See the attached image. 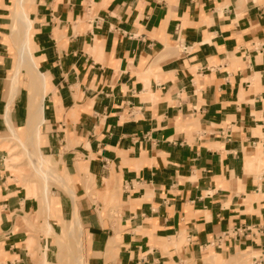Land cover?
I'll return each mask as SVG.
<instances>
[{"label":"crops","instance_id":"1","mask_svg":"<svg viewBox=\"0 0 264 264\" xmlns=\"http://www.w3.org/2000/svg\"><path fill=\"white\" fill-rule=\"evenodd\" d=\"M10 3L0 0V264H33L36 244L55 246L35 231L36 193L9 169L31 104L24 68L11 91ZM27 5L37 146L62 178L52 175L46 220L55 231L72 217L81 247L65 261L264 264V0Z\"/></svg>","mask_w":264,"mask_h":264},{"label":"rangeland","instance_id":"2","mask_svg":"<svg viewBox=\"0 0 264 264\" xmlns=\"http://www.w3.org/2000/svg\"><path fill=\"white\" fill-rule=\"evenodd\" d=\"M10 7L9 8V12L13 11L14 9V5L16 0H10ZM27 2L28 0H24V5L25 8L27 10ZM10 13V16H11ZM10 16H8V27L10 30V41H11V45H13L16 48V51L18 49V41L17 39L14 37V35H12L11 33V21H10ZM18 30L21 31V28L18 27ZM16 59V58H15ZM15 68V66H14ZM35 93H32V95H30V99L32 101L33 105H30L31 108L35 107V102H34V96ZM27 125L28 121H27ZM14 134V133H13ZM13 139H15L16 142L12 143V151L11 154L8 158L9 160V169L11 171V173L16 177L19 178L22 181V184L25 187H28L30 190L32 189V191L34 190V193H36V199H37V204L39 207V212L42 213V228H35L36 233H41L43 236H45V234H52V240H50L51 245L53 244L54 247V251H49L47 249V247H43L41 250V247L39 248V246L36 244V252L38 254H36L35 260H33V264H78L77 260H76V256H74V258L72 259V263H69L67 261H65L64 257L66 254V250L68 248L71 249V251L76 255L78 253V251H81V247L78 245V243L76 242V233H75V225L73 224V219L71 217V219L67 220V221H62L57 229L54 231L51 229V226L49 224V227L47 226L48 223H46V213H45V206H44V201H43V196L46 195L45 201L47 200V204L46 207L50 206V204H53L52 202V198H50L49 194H50V190H49V185L53 182L56 181H50V182H46L44 176H42L41 174H39L37 172V169L41 168V164L42 162L40 161L42 158L41 156H39L35 149L33 148V146L30 145H26L25 149L24 147H22V145L20 144V142L17 140L16 137H12ZM24 138H21V140H24ZM25 143V142H24ZM30 151L31 156H27L25 153ZM15 156H14V155ZM13 156L15 158H13ZM51 167V165H50ZM36 169V170H35ZM52 169V167H51ZM52 175L56 174L53 170H52ZM59 177L60 183L62 182V178L56 174ZM55 176V175H54ZM35 198V197H34ZM47 207V210H48ZM39 213V214H40ZM74 226V228H73ZM33 244V243H31ZM53 257L54 261H49L48 260V256Z\"/></svg>","mask_w":264,"mask_h":264},{"label":"bare ground","instance_id":"3","mask_svg":"<svg viewBox=\"0 0 264 264\" xmlns=\"http://www.w3.org/2000/svg\"><path fill=\"white\" fill-rule=\"evenodd\" d=\"M14 6L15 7H14V9L11 13V16L9 18L11 21V25H10L11 26V33H12V35H14V37L18 41V49H17L15 65H14L15 68H14L13 76H12V79L10 82L11 91H12V94L16 91V89L18 87L17 86V76L19 75L22 68H24L23 72L25 74H27L29 77L28 78V85H29V99H30V97H31L30 95H32V93L36 92L37 90H41V88H42L41 78L39 75H37V73L34 72L33 67H32V63L30 60V54H29V48H28V35H29L30 21H29V18L27 16V10H26L25 5H24V0H16ZM18 27L21 28V31L18 30ZM30 102H31L30 105L34 106V104L32 103L31 100H30ZM39 106L41 107L40 104H39ZM36 109H37L36 105L33 108H31V106H29L28 120H27L28 124H29V126H28L29 130H28L27 134L25 135V139L23 141L18 139V138H17V140L20 142L22 147H24V149H25L26 145L33 146L34 148H36V153L39 156H42L43 154L39 151L38 146H37L39 134H38V128H37V123H36V118H35ZM26 155L29 156L28 153ZM40 161L42 162V164H41V169H38V172L42 176H44L46 182L53 181V176L51 174L52 172H51V167H50L49 163L46 160H43V158ZM44 198L47 199L46 195H44ZM46 202H47V200L44 202V204H47ZM45 211H47V210H45ZM74 221L77 223V217H76L75 212H74ZM46 223H48V222L46 221ZM47 226L49 227V223L47 224ZM80 229L81 228L77 224L78 239L81 236V230ZM78 258H79V261H81L82 255L80 254Z\"/></svg>","mask_w":264,"mask_h":264}]
</instances>
